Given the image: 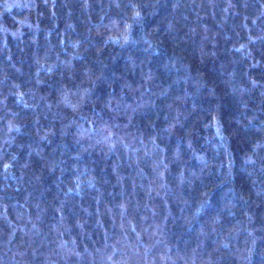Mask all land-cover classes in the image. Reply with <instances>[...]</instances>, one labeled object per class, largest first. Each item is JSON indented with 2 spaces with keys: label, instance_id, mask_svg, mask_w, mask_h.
I'll list each match as a JSON object with an SVG mask.
<instances>
[{
  "label": "trees",
  "instance_id": "1",
  "mask_svg": "<svg viewBox=\"0 0 264 264\" xmlns=\"http://www.w3.org/2000/svg\"><path fill=\"white\" fill-rule=\"evenodd\" d=\"M0 264H264V0H0Z\"/></svg>",
  "mask_w": 264,
  "mask_h": 264
}]
</instances>
